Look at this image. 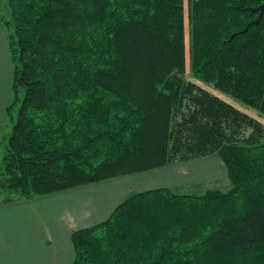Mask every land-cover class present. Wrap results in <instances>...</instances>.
<instances>
[{
    "label": "trees",
    "instance_id": "1",
    "mask_svg": "<svg viewBox=\"0 0 264 264\" xmlns=\"http://www.w3.org/2000/svg\"><path fill=\"white\" fill-rule=\"evenodd\" d=\"M264 0H5L14 100L0 203L216 155L231 188L128 195L73 264H264ZM0 0V7L3 8ZM21 95H23L21 99Z\"/></svg>",
    "mask_w": 264,
    "mask_h": 264
},
{
    "label": "crops",
    "instance_id": "2",
    "mask_svg": "<svg viewBox=\"0 0 264 264\" xmlns=\"http://www.w3.org/2000/svg\"><path fill=\"white\" fill-rule=\"evenodd\" d=\"M0 47L7 51L5 60L10 62L12 74L8 33L1 23ZM217 162L228 175L222 160L210 163ZM133 175L0 203V264H73V232L106 220L128 195L145 191Z\"/></svg>",
    "mask_w": 264,
    "mask_h": 264
},
{
    "label": "rangeland",
    "instance_id": "3",
    "mask_svg": "<svg viewBox=\"0 0 264 264\" xmlns=\"http://www.w3.org/2000/svg\"><path fill=\"white\" fill-rule=\"evenodd\" d=\"M1 1L3 8L1 9L0 7V18L7 16V9L4 6L5 0ZM188 43L187 34V79L208 89L241 111L264 123V115H261L257 109L244 104L232 95L216 89L213 85L207 84L192 75L189 65ZM5 52L7 53L3 47H0V167L3 164V155L5 152L4 143L12 132L13 123L17 118L21 103L19 101L11 110L12 116L6 110L13 102L14 94L12 90L13 68L11 74L10 62L5 60ZM22 97L23 95H21V99ZM220 159L219 157H207L205 159L167 165L135 173L131 178H135V183L144 187L145 191L164 186L181 194H202L210 189L227 191L231 188L232 184L226 171L221 168L219 162L210 163L212 160L221 161Z\"/></svg>",
    "mask_w": 264,
    "mask_h": 264
},
{
    "label": "water",
    "instance_id": "4",
    "mask_svg": "<svg viewBox=\"0 0 264 264\" xmlns=\"http://www.w3.org/2000/svg\"><path fill=\"white\" fill-rule=\"evenodd\" d=\"M253 10H254V11H259V15H258L257 19L251 21V22L247 25V27L244 28L243 30L234 33V34L231 36V38H234V37H235L236 35H238V34L245 33V32L249 29V27H250L251 25L258 24V23L262 20V17H263V15H264V3L261 4L260 6L256 7V8H254Z\"/></svg>",
    "mask_w": 264,
    "mask_h": 264
}]
</instances>
